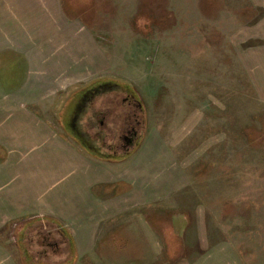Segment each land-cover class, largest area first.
<instances>
[{
  "label": "rangeland",
  "instance_id": "obj_1",
  "mask_svg": "<svg viewBox=\"0 0 264 264\" xmlns=\"http://www.w3.org/2000/svg\"><path fill=\"white\" fill-rule=\"evenodd\" d=\"M257 1L64 0V11L86 21L108 71L47 105L52 127L79 145L61 128L60 110L65 116L73 108L61 103L72 89L116 82L119 91L106 94L99 108L109 110L108 140L136 125L135 149L154 142V168L173 165L181 179L166 198L113 219L102 244L71 264H264V83L254 84L246 67L249 50L264 48V7ZM255 69L264 77L263 68ZM11 71L0 82L12 81ZM24 220L4 226L6 245L18 253L22 239L27 256L60 261L51 256L60 235L48 233L41 242L18 233ZM171 233L181 246L168 244ZM59 249L65 264L72 251Z\"/></svg>",
  "mask_w": 264,
  "mask_h": 264
},
{
  "label": "crops",
  "instance_id": "obj_2",
  "mask_svg": "<svg viewBox=\"0 0 264 264\" xmlns=\"http://www.w3.org/2000/svg\"><path fill=\"white\" fill-rule=\"evenodd\" d=\"M257 3L264 7V0ZM84 24L77 14L64 11V0H0V74L8 77L9 68L15 73L12 81L0 82V264L45 262L27 256L22 239L19 254L6 245L1 234L11 220L25 219L17 224L18 233L29 235L63 229L66 241L51 244V256L60 261L51 264L62 263L60 247L72 251L68 259L76 255L78 262L102 244L100 234L110 230L113 219L166 198L181 185L173 165L161 169L157 162L154 168L159 154L154 142L111 158L86 150L52 127L46 106L60 102L65 89L108 71L104 53ZM258 52L264 55V48L250 49L246 58L254 84L264 83L255 69H264ZM77 89L67 93L62 108L73 105ZM66 117L61 109V128L69 133Z\"/></svg>",
  "mask_w": 264,
  "mask_h": 264
},
{
  "label": "flooded vegetation",
  "instance_id": "obj_3",
  "mask_svg": "<svg viewBox=\"0 0 264 264\" xmlns=\"http://www.w3.org/2000/svg\"><path fill=\"white\" fill-rule=\"evenodd\" d=\"M119 89L120 85L118 83L105 80L92 83L75 92L73 108L68 111L66 121H63L69 133L72 134L79 145L97 155L105 153L109 157L116 158L120 151L135 146L138 140L136 125L124 128L125 130L120 129L116 142L114 139L113 141L108 140L107 134L104 133V121L109 116V110H107V113L100 112L101 102L104 101L105 105L106 100L103 98L106 94L119 91ZM99 99L100 101H98ZM122 130L124 131L122 132ZM132 144L133 146H131Z\"/></svg>",
  "mask_w": 264,
  "mask_h": 264
},
{
  "label": "trees",
  "instance_id": "obj_4",
  "mask_svg": "<svg viewBox=\"0 0 264 264\" xmlns=\"http://www.w3.org/2000/svg\"><path fill=\"white\" fill-rule=\"evenodd\" d=\"M127 87H129V86H127ZM130 88V87H129ZM130 92H132L133 94H134V92H133V90L132 89H130ZM121 157V156H120ZM111 158H114V157H111ZM49 220V219H48ZM49 222V221H48ZM38 233V234H37ZM57 233L60 235V239H63L64 241H66L65 240V236H67V233L63 230V229H60V230H58L57 231ZM33 234V233H32ZM35 235L34 236H38L37 238L39 239H41V242L42 241H47V239H48V235L47 234H45V233H41V232H38V231H36L35 233H34ZM167 236V242H168V244H170V246L174 243V244H176L177 246H181V244L178 242V240L177 239H174L173 238V236H174V234L173 233H171V234H167L166 235ZM169 237H170V239H171V241H169ZM35 240H36V237H35ZM50 240H52V239H49V241ZM71 241V240H70ZM43 244H45V242H43ZM168 244H167V246H168ZM50 245V244H49ZM25 253V252H24ZM39 253H41V252H39ZM71 260V259H70ZM68 261L67 263H65V264H71L72 263V261H73V259L71 260V261ZM28 264H30V263H28ZM39 264H44V263H39Z\"/></svg>",
  "mask_w": 264,
  "mask_h": 264
},
{
  "label": "water",
  "instance_id": "obj_5",
  "mask_svg": "<svg viewBox=\"0 0 264 264\" xmlns=\"http://www.w3.org/2000/svg\"><path fill=\"white\" fill-rule=\"evenodd\" d=\"M131 146H133V144H132ZM135 146H136V145H135ZM135 146H133V147L129 148V149H128V150H129V152L133 151V150L135 149ZM129 152H127L126 154H129Z\"/></svg>",
  "mask_w": 264,
  "mask_h": 264
}]
</instances>
